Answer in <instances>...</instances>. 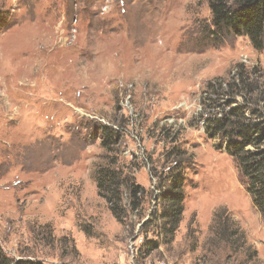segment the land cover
<instances>
[{
  "label": "rangeland",
  "instance_id": "obj_1",
  "mask_svg": "<svg viewBox=\"0 0 264 264\" xmlns=\"http://www.w3.org/2000/svg\"><path fill=\"white\" fill-rule=\"evenodd\" d=\"M215 30L208 0H0L5 257L264 264V214L222 141L203 130L225 99L207 104L208 82L241 74L257 87L247 98L262 97L264 48ZM102 127L118 135L111 148ZM111 161L144 190L123 224L97 194L95 169ZM180 177L184 209L167 242L160 196ZM223 223L238 234L226 240ZM150 239L158 247L145 252Z\"/></svg>",
  "mask_w": 264,
  "mask_h": 264
},
{
  "label": "trees",
  "instance_id": "obj_2",
  "mask_svg": "<svg viewBox=\"0 0 264 264\" xmlns=\"http://www.w3.org/2000/svg\"><path fill=\"white\" fill-rule=\"evenodd\" d=\"M208 3L215 33L228 31L233 36H246L254 49L264 48V0H208ZM256 88L241 74L230 81L217 79L208 82L203 91L209 97L205 99L206 103L212 98L225 99L217 107L218 114L207 116L203 120V130L207 138L222 141L225 152L237 164L246 180L245 188L254 206L264 214V114L259 110V105H262L260 101L264 100V91L262 97L258 96L254 100L247 98L257 91ZM238 95L244 97L243 105H235V97ZM249 107H254V110L246 113ZM117 136L108 128L102 127L101 147L111 148ZM249 147L256 150L251 151ZM115 164L116 161H111L97 167L94 172L95 182L98 196L105 200L113 217L123 224L130 214H138L142 202L139 197H144V190ZM182 178L176 179L160 196L162 210L159 229L167 242L173 240L183 214ZM221 226L219 231L225 235L226 240L238 234V231H231L225 223ZM158 244L159 241L150 239L145 244V252L156 249ZM0 264L43 263L24 258L11 261L0 249Z\"/></svg>",
  "mask_w": 264,
  "mask_h": 264
}]
</instances>
